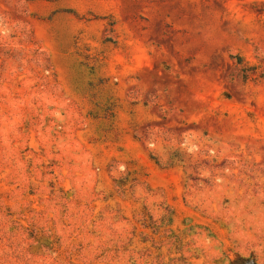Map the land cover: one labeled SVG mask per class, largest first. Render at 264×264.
Here are the masks:
<instances>
[{
	"label": "rangeland",
	"instance_id": "374dc122",
	"mask_svg": "<svg viewBox=\"0 0 264 264\" xmlns=\"http://www.w3.org/2000/svg\"><path fill=\"white\" fill-rule=\"evenodd\" d=\"M0 264H264V0H0Z\"/></svg>",
	"mask_w": 264,
	"mask_h": 264
}]
</instances>
